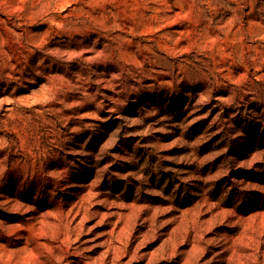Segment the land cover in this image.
Returning <instances> with one entry per match:
<instances>
[{
    "label": "rangeland",
    "instance_id": "1",
    "mask_svg": "<svg viewBox=\"0 0 264 264\" xmlns=\"http://www.w3.org/2000/svg\"><path fill=\"white\" fill-rule=\"evenodd\" d=\"M0 264H264V0H0Z\"/></svg>",
    "mask_w": 264,
    "mask_h": 264
},
{
    "label": "bare ground",
    "instance_id": "2",
    "mask_svg": "<svg viewBox=\"0 0 264 264\" xmlns=\"http://www.w3.org/2000/svg\"><path fill=\"white\" fill-rule=\"evenodd\" d=\"M210 205V204H209ZM209 207V206H208ZM203 208V207H202ZM215 208V207H214ZM227 209V208H226ZM68 211V210H67ZM210 211V208H207V210H206V212H209ZM217 212V211H216ZM205 214V213H204ZM69 216V215H68ZM75 216V215H74ZM199 216V215H198ZM104 217V216H103ZM196 217V216H195ZM225 217V216H224ZM102 219V218H101ZM76 220V219H75ZM190 221V220H189ZM216 221V220H215ZM71 222V221H70ZM73 222V221H72ZM172 222V221H171ZM209 222H211L210 220H209ZM208 222V223H209ZM224 221H221V223H223ZM238 222V221H237ZM63 224H64V222H63ZM97 224H99V223H97ZM210 224V223H209ZM232 224V223H231ZM236 224V223H235ZM97 226V225H96ZM191 226V225H190ZM221 226V225H220ZM198 227V226H197ZM214 227V226H213ZM225 227V226H224ZM65 228V227H64ZM227 228V227H226ZM69 229V228H68ZM85 229V228H84ZM84 229H83V231H84ZM93 229V228H92ZM187 229V228H186ZM214 229V228H213ZM230 229V228H229ZM211 230H212V228H211V226H206V227H204L203 228V230H202V232H201V235H199L198 237H197V239H199V240H201V239H205V241H206V243H208V244H210L211 245V243H213V242H216L215 241V238L214 237H209V238H207L206 236L211 232ZM223 230V229H222ZM227 230V229H226ZM81 231V230H80ZM77 232H79V231H77ZM64 233V232H63ZM89 233V232H88ZM67 236H70V231L69 230H67L66 229V233H65ZM112 235V234H111ZM64 238H65V236H63ZM82 237V236H81ZM178 237V236H177ZM222 237H224V235L222 236ZM239 237V236H238ZM244 238V237H243ZM239 239V238H238ZM235 240V239H234ZM77 241H79V240H77ZM81 241V240H80ZM197 241V240H196ZM73 242H75V241H73ZM190 242V241H189ZM76 243V242H75ZM215 244H217V243H215ZM70 245H72V244H70ZM207 245V244H206ZM177 246H178V244H177ZM214 246V245H213ZM180 247V246H179ZM176 249V248H175ZM200 249V248H199ZM255 249V248H254ZM68 250V249H67ZM193 251V250H192ZM259 250L257 249V252L256 253H259L258 252ZM208 252V251H207ZM70 253V252H69ZM202 254V256L204 257V256H206V252L205 251H202L201 252ZM261 253V252H260ZM169 255V254H168ZM175 255H177V254H175ZM199 255V254H198ZM200 255V256H201ZM212 255V254H211ZM177 257V256H176ZM215 259V258H214ZM200 260V259H199ZM209 259H207V261H208ZM213 261V260H212ZM206 262V261H205Z\"/></svg>",
    "mask_w": 264,
    "mask_h": 264
}]
</instances>
